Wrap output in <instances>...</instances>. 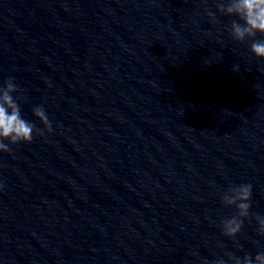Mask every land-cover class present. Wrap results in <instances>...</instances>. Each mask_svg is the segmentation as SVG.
Instances as JSON below:
<instances>
[{
	"label": "clouds",
	"instance_id": "clouds-1",
	"mask_svg": "<svg viewBox=\"0 0 264 264\" xmlns=\"http://www.w3.org/2000/svg\"><path fill=\"white\" fill-rule=\"evenodd\" d=\"M217 11L221 15L235 16L227 27L232 39L238 43L251 41L250 52L264 60V39H257V34L264 37V0H217ZM213 14L209 12V16ZM235 71V69H233ZM19 92L14 78L9 77L0 85V152L9 153V145L31 143L36 136L52 133V124L42 106L33 108V115L41 122L43 128H37L33 122L25 120L21 115L19 101L26 99L15 96ZM7 141L8 143H5ZM2 187V186H0ZM253 186L250 183L229 186L221 194L224 206L234 207L235 214L222 221L220 227L224 236L235 238L243 228L244 221L250 218ZM257 232L264 236V216L255 215ZM231 264H264V251L258 252L254 258L250 254L242 258L231 253L226 254ZM213 264H227L222 258Z\"/></svg>",
	"mask_w": 264,
	"mask_h": 264
}]
</instances>
